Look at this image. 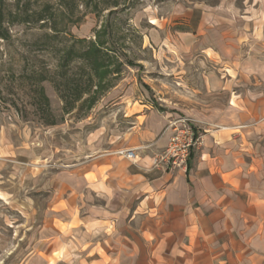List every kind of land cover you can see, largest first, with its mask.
Masks as SVG:
<instances>
[{"label":"rangeland","instance_id":"obj_1","mask_svg":"<svg viewBox=\"0 0 264 264\" xmlns=\"http://www.w3.org/2000/svg\"><path fill=\"white\" fill-rule=\"evenodd\" d=\"M262 10L261 0H0V264H84L87 158L116 149L140 105L205 130L189 114L213 68L201 61H218L205 50L232 11L263 25ZM60 214L75 259L52 255Z\"/></svg>","mask_w":264,"mask_h":264},{"label":"crops","instance_id":"obj_2","mask_svg":"<svg viewBox=\"0 0 264 264\" xmlns=\"http://www.w3.org/2000/svg\"><path fill=\"white\" fill-rule=\"evenodd\" d=\"M231 14L221 43L205 50L218 61H201L213 68L203 76L205 101L189 114L207 128L188 168L153 167L176 115L145 105L131 112L134 122L116 149L85 161L86 208L77 238L84 243V264H264V23ZM209 15L202 12L197 35L207 36ZM145 144L150 147L134 160L115 153ZM80 193L68 189V204ZM72 210L64 213L69 219ZM64 214L49 241L52 255L62 252L71 260Z\"/></svg>","mask_w":264,"mask_h":264},{"label":"built area","instance_id":"obj_3","mask_svg":"<svg viewBox=\"0 0 264 264\" xmlns=\"http://www.w3.org/2000/svg\"><path fill=\"white\" fill-rule=\"evenodd\" d=\"M167 128L171 130L168 142L162 150L153 155L152 165L156 168L186 170L193 150L203 143V130L186 116H176L169 119ZM149 147L150 144L135 149L121 148L115 153L134 160L137 153H142Z\"/></svg>","mask_w":264,"mask_h":264},{"label":"trees","instance_id":"obj_4","mask_svg":"<svg viewBox=\"0 0 264 264\" xmlns=\"http://www.w3.org/2000/svg\"><path fill=\"white\" fill-rule=\"evenodd\" d=\"M97 51V50H96Z\"/></svg>","mask_w":264,"mask_h":264}]
</instances>
